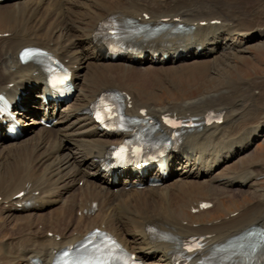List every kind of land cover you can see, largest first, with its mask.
Here are the masks:
<instances>
[{"label":"bare ground","instance_id":"bare-ground-1","mask_svg":"<svg viewBox=\"0 0 264 264\" xmlns=\"http://www.w3.org/2000/svg\"><path fill=\"white\" fill-rule=\"evenodd\" d=\"M261 4L264 0L0 4V93L13 99L25 93L14 109L25 126L22 136L11 140L0 134V264L34 259L52 264L57 251L93 229L111 233L143 264H174L173 256L182 252L178 242L205 237L207 252L194 257L197 263L253 227L264 230V163L246 159L264 137V78H232L235 60L264 41ZM161 19H168L166 32L135 38L130 43L135 50L116 62L105 59L97 37L103 24L157 27ZM26 47L44 49L71 71L75 95L69 102L56 104L52 96L37 101L47 93L45 77L39 68L19 63L17 55ZM199 69L209 74L211 86L198 97L161 105L151 95L154 85ZM105 91L127 96L130 117L145 112L163 132L166 116L193 117L200 124L184 137L179 152L167 156L168 178L161 180V168L150 175L161 180L158 186L131 172L114 181L103 170L109 148L125 137L98 130L91 117ZM210 112L222 114V123L204 126ZM43 119L53 126L39 125ZM20 192L24 196L17 198ZM243 195L248 201L225 208L227 198ZM204 202L212 208L192 213Z\"/></svg>","mask_w":264,"mask_h":264},{"label":"rangeland","instance_id":"rangeland-1","mask_svg":"<svg viewBox=\"0 0 264 264\" xmlns=\"http://www.w3.org/2000/svg\"><path fill=\"white\" fill-rule=\"evenodd\" d=\"M238 1L251 2V4L257 2V0ZM258 13L264 16V4H261ZM258 44V48H249V52L246 54L245 59L235 60L237 70L232 72V78H243L246 80H261L264 78V41ZM208 80L209 74L206 71L201 69L191 71L186 73V75H181L179 78L173 77L171 82L162 81L160 82L161 84L158 83L157 85H154L151 90V95L158 96V102L161 105L171 103V101L194 99L211 86V83ZM246 159H249L250 162L264 163V137H261L256 141L252 155L250 158L247 157ZM248 199L249 198L245 195L234 199L227 198L224 206L226 209H233V206L239 207L243 202L248 201ZM210 218L212 219L213 217Z\"/></svg>","mask_w":264,"mask_h":264},{"label":"snow or ice","instance_id":"snow-or-ice-1","mask_svg":"<svg viewBox=\"0 0 264 264\" xmlns=\"http://www.w3.org/2000/svg\"><path fill=\"white\" fill-rule=\"evenodd\" d=\"M113 26L115 27V25ZM113 35H115V32L113 33ZM40 55H46V54L41 53L39 51L25 50L21 58L24 59L25 57H29V56H40ZM64 79H67L66 73H65ZM0 101H3V97H0ZM97 109L98 110L96 112V119L101 124H104L106 118L112 119V114H113L114 109L112 105L107 104L105 102L104 97L100 98V103L97 106ZM5 110H6V104L0 103V114H3ZM120 119L123 120V116H121ZM164 122L166 124H169V126L173 128L180 126L176 122L169 120L168 117L164 118ZM134 123H139V121H134ZM113 154L116 156L118 160L124 161L127 158V154H128L127 145L125 144V145H122L120 148L115 149ZM134 154L139 156L140 155L139 150H134ZM150 231H154V230L150 229ZM253 235H259L261 237V241H264V231L258 232L256 230H253L245 234V237H250ZM245 237H240L239 239H243ZM164 238L170 239L169 237H164ZM108 239L110 240V238ZM183 246L186 248L187 251L192 252V251L198 250L201 247V244H200V241L194 238L191 241L185 242ZM250 248H251V252L253 253L257 251L256 244H252ZM117 249H118V246L115 245V241H111V247H109L108 249H105L100 256H97L92 260H85V261H81L77 258H74L72 256V249H68V250H65L62 254H60V257L56 261V264H114V261L119 259V256L115 254ZM128 259H131V258L129 257ZM123 264H127V260L123 261Z\"/></svg>","mask_w":264,"mask_h":264}]
</instances>
